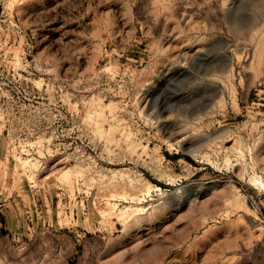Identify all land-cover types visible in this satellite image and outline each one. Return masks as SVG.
Returning <instances> with one entry per match:
<instances>
[{"label":"rangeland","instance_id":"1","mask_svg":"<svg viewBox=\"0 0 264 264\" xmlns=\"http://www.w3.org/2000/svg\"><path fill=\"white\" fill-rule=\"evenodd\" d=\"M0 264H264V0H0Z\"/></svg>","mask_w":264,"mask_h":264},{"label":"bare ground","instance_id":"2","mask_svg":"<svg viewBox=\"0 0 264 264\" xmlns=\"http://www.w3.org/2000/svg\"><path fill=\"white\" fill-rule=\"evenodd\" d=\"M142 207V206H141ZM144 209V208H143ZM138 210V209H137ZM140 215V214H139Z\"/></svg>","mask_w":264,"mask_h":264}]
</instances>
